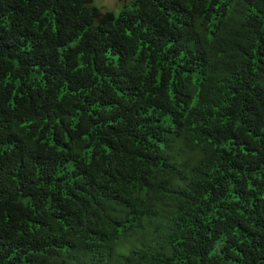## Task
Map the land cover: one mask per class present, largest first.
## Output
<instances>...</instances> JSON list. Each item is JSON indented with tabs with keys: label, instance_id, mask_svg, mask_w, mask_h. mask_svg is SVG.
<instances>
[{
	"label": "trees",
	"instance_id": "obj_1",
	"mask_svg": "<svg viewBox=\"0 0 264 264\" xmlns=\"http://www.w3.org/2000/svg\"><path fill=\"white\" fill-rule=\"evenodd\" d=\"M0 0V264H264V0Z\"/></svg>",
	"mask_w": 264,
	"mask_h": 264
},
{
	"label": "rangeland",
	"instance_id": "obj_2",
	"mask_svg": "<svg viewBox=\"0 0 264 264\" xmlns=\"http://www.w3.org/2000/svg\"><path fill=\"white\" fill-rule=\"evenodd\" d=\"M130 0H91L90 6H94L101 11H113L124 4H128Z\"/></svg>",
	"mask_w": 264,
	"mask_h": 264
}]
</instances>
